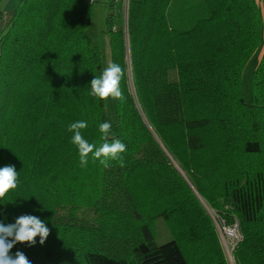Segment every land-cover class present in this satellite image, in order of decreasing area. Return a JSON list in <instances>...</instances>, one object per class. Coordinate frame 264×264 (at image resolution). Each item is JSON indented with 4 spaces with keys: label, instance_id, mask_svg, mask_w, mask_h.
I'll use <instances>...</instances> for the list:
<instances>
[{
    "label": "trees",
    "instance_id": "1",
    "mask_svg": "<svg viewBox=\"0 0 264 264\" xmlns=\"http://www.w3.org/2000/svg\"><path fill=\"white\" fill-rule=\"evenodd\" d=\"M94 2L19 0L0 34V167L18 172L0 223L28 214L50 229L43 245L37 236L10 254L31 264H264V8L109 0L110 63L124 71L110 119L90 95L103 71L87 33ZM260 51L248 100L244 70ZM79 120L97 146L99 125L111 123L123 166L90 154L80 167L68 131ZM226 228L240 235L232 261Z\"/></svg>",
    "mask_w": 264,
    "mask_h": 264
},
{
    "label": "clouds",
    "instance_id": "2",
    "mask_svg": "<svg viewBox=\"0 0 264 264\" xmlns=\"http://www.w3.org/2000/svg\"><path fill=\"white\" fill-rule=\"evenodd\" d=\"M124 71L119 64L109 63L99 76H95L90 82V95L107 100L109 97L122 101L124 99L120 81ZM87 122L79 120L68 126L72 132L71 143L78 149L80 167H86L89 162V155L93 162L98 161L104 167L109 166L110 160H118L123 166L122 153L126 151V145L120 139H113L109 142V133L112 125L110 122H103L99 125L102 133L99 146L89 143L82 135L81 130L87 128ZM18 185V172L14 165L0 167V199L6 193L15 189ZM50 229L39 217L34 215H21L16 218L15 223H0V264H31L27 256L17 251L15 255L10 250L17 242H27L29 246L35 245L36 237L39 236V243L44 244L49 236ZM12 238V239H9Z\"/></svg>",
    "mask_w": 264,
    "mask_h": 264
},
{
    "label": "rangeland",
    "instance_id": "3",
    "mask_svg": "<svg viewBox=\"0 0 264 264\" xmlns=\"http://www.w3.org/2000/svg\"><path fill=\"white\" fill-rule=\"evenodd\" d=\"M19 0H1L2 7V16L0 19V34L3 31V23L7 20H11L13 17L9 14L11 11L14 12V9ZM108 2L109 0H95L93 4V21L87 28V33L91 37L92 42L98 46L100 51L102 52L103 60H102V68L104 69L111 61V46H110V37L106 31L107 28V17H108ZM259 6L264 8V0H257ZM7 18V19H6ZM10 18V19H8ZM9 21L7 23H9ZM7 26V25H6ZM262 51V50H261ZM261 51L259 54L254 57L248 63L247 67L244 70L243 75V91L246 98L249 100L251 97V79L253 71L255 70L256 63L258 58L261 56ZM130 64V60H129ZM133 88V85L131 86ZM106 110L108 118H112L115 114V99L109 97L106 100ZM158 229L160 230L161 235L163 236L165 232V228L163 224L160 222L158 224ZM232 230L230 235L229 231ZM235 228L229 229L226 228L224 231H220L221 241L223 243L224 249L226 251L228 259L231 261L232 257L229 255V252L232 251V248L235 246L237 241V237L234 234Z\"/></svg>",
    "mask_w": 264,
    "mask_h": 264
},
{
    "label": "built area",
    "instance_id": "4",
    "mask_svg": "<svg viewBox=\"0 0 264 264\" xmlns=\"http://www.w3.org/2000/svg\"><path fill=\"white\" fill-rule=\"evenodd\" d=\"M229 232H230V234H231V233H232V230H230ZM234 234L236 235V237H237L238 239L240 238V235H239V233L237 232L236 228H235V232H234ZM229 255L231 256L230 252H229Z\"/></svg>",
    "mask_w": 264,
    "mask_h": 264
},
{
    "label": "crops",
    "instance_id": "5",
    "mask_svg": "<svg viewBox=\"0 0 264 264\" xmlns=\"http://www.w3.org/2000/svg\"><path fill=\"white\" fill-rule=\"evenodd\" d=\"M14 13V12H13ZM12 11L9 13L11 16H12ZM7 19V18H6ZM8 19H10V18H8ZM9 20H7V21H5L4 23H3V29L6 27V25L8 24L7 22H8Z\"/></svg>",
    "mask_w": 264,
    "mask_h": 264
},
{
    "label": "water",
    "instance_id": "6",
    "mask_svg": "<svg viewBox=\"0 0 264 264\" xmlns=\"http://www.w3.org/2000/svg\"><path fill=\"white\" fill-rule=\"evenodd\" d=\"M230 233V232H229ZM232 261V260H231Z\"/></svg>",
    "mask_w": 264,
    "mask_h": 264
},
{
    "label": "bare ground",
    "instance_id": "7",
    "mask_svg": "<svg viewBox=\"0 0 264 264\" xmlns=\"http://www.w3.org/2000/svg\"><path fill=\"white\" fill-rule=\"evenodd\" d=\"M231 235V234H230Z\"/></svg>",
    "mask_w": 264,
    "mask_h": 264
}]
</instances>
